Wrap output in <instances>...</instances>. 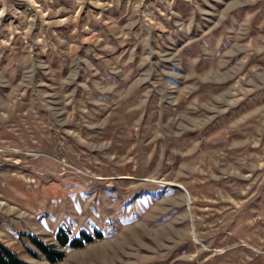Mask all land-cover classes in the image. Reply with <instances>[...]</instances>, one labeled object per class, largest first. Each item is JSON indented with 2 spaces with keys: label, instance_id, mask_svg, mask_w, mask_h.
I'll use <instances>...</instances> for the list:
<instances>
[{
  "label": "rangeland",
  "instance_id": "374dc122",
  "mask_svg": "<svg viewBox=\"0 0 264 264\" xmlns=\"http://www.w3.org/2000/svg\"><path fill=\"white\" fill-rule=\"evenodd\" d=\"M32 238L264 264V0H0V243L52 264Z\"/></svg>",
  "mask_w": 264,
  "mask_h": 264
},
{
  "label": "trees",
  "instance_id": "16d2710c",
  "mask_svg": "<svg viewBox=\"0 0 264 264\" xmlns=\"http://www.w3.org/2000/svg\"><path fill=\"white\" fill-rule=\"evenodd\" d=\"M98 237H101V233H98ZM56 238L61 246H68L71 248H80L86 243H90L95 240V237L86 230H82L79 236L71 237L69 232L65 231L63 227L59 228ZM32 240L34 244L43 252L45 258L50 263H57L65 257V251L60 250L56 245L46 244L36 238H32ZM0 264L32 263L24 261L15 251L0 243Z\"/></svg>",
  "mask_w": 264,
  "mask_h": 264
},
{
  "label": "bare ground",
  "instance_id": "6f19581e",
  "mask_svg": "<svg viewBox=\"0 0 264 264\" xmlns=\"http://www.w3.org/2000/svg\"><path fill=\"white\" fill-rule=\"evenodd\" d=\"M179 185V184H178ZM181 187V185H179ZM183 187V186H182Z\"/></svg>",
  "mask_w": 264,
  "mask_h": 264
}]
</instances>
